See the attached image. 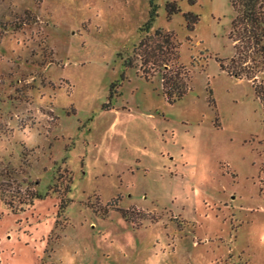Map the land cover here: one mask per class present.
<instances>
[{
	"label": "rangeland",
	"instance_id": "obj_1",
	"mask_svg": "<svg viewBox=\"0 0 264 264\" xmlns=\"http://www.w3.org/2000/svg\"><path fill=\"white\" fill-rule=\"evenodd\" d=\"M150 2L148 34L172 33L188 72L173 104L135 56ZM233 15L228 0H0L1 182L40 196L15 214L0 201V264H264V71L220 70Z\"/></svg>",
	"mask_w": 264,
	"mask_h": 264
},
{
	"label": "trees",
	"instance_id": "obj_2",
	"mask_svg": "<svg viewBox=\"0 0 264 264\" xmlns=\"http://www.w3.org/2000/svg\"><path fill=\"white\" fill-rule=\"evenodd\" d=\"M233 12L230 23L228 39L232 43L233 55L226 64L218 61L220 70L228 76L236 79L253 81L257 74L264 71V0H228ZM178 12L175 3L165 5L167 19ZM156 17V8L149 3L148 18L140 31L144 36L140 39L135 50V56L139 58V69L157 71L163 73L160 77V91L167 104H173L180 100L187 91L188 72L181 65H177V43L172 33H163L160 30L148 34L151 23ZM188 30L193 28L197 19L191 15L183 16ZM129 65V64H128ZM130 66V65H129ZM253 89L262 101L261 88ZM14 176V171L0 170V201L12 213L22 212L29 208L33 201L40 196L35 190L25 192L12 191L3 185L2 177ZM69 192L67 185L64 194ZM65 199L59 197L58 214L65 207ZM126 219V211L121 212Z\"/></svg>",
	"mask_w": 264,
	"mask_h": 264
}]
</instances>
